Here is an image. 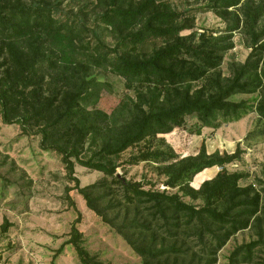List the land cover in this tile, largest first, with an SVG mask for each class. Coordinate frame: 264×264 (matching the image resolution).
I'll use <instances>...</instances> for the list:
<instances>
[{"label": "trees", "instance_id": "1", "mask_svg": "<svg viewBox=\"0 0 264 264\" xmlns=\"http://www.w3.org/2000/svg\"><path fill=\"white\" fill-rule=\"evenodd\" d=\"M99 1L104 10L97 16V22L114 32L117 44L113 49L101 41L93 46L76 20L55 16L51 7L28 6L21 0L14 3L5 0L0 4L2 120L6 124L19 123L24 130L34 127L41 135V148L62 155L65 169L87 206L124 238L144 259V264H213L215 261L207 259L208 256L221 249L234 234L248 228L260 206L259 194L252 193V186H240L242 175L226 168L240 157V144L233 154L209 155L204 140L199 156L185 161L178 171L170 174L171 186L193 198H202V206L185 202L178 193L147 190L140 183L119 177L112 157L150 136L182 126L186 115L195 114L201 126L211 128L219 127L221 122L239 121L254 111L264 118V94L261 99H253L257 103L229 99L241 93L264 91V60L260 57L264 45L253 43L252 54L243 65L233 67L226 81L220 76L211 78L209 93L201 89L194 95L190 90L183 94L177 87L179 84L206 77L211 69L220 66L221 49L206 41L180 42L179 34L185 25L176 22L181 12L172 10L164 0ZM213 2L216 9L234 7L247 12L240 6L242 0ZM92 32L97 36L95 30ZM263 35L262 32L257 37ZM158 37H176L177 41L148 58H133L129 54L148 39ZM254 55L257 59L252 58ZM93 65L108 67L132 85H169L168 94L176 91L179 100L142 115L133 112L132 121L123 132L84 158L88 137L100 134L110 124V127L118 125L122 111L119 107L111 113L88 107L92 96L86 93L99 82L87 74ZM174 158L172 150L148 149L132 164L153 162L173 166L170 162ZM76 163L100 171L104 177L81 187L75 176ZM215 166L221 169L214 179L204 181L199 189L191 185L198 173ZM108 196L111 198L105 202ZM144 203L150 204L146 212L142 210ZM79 218L73 221L66 243L75 247L82 264H107L92 257L82 245ZM7 229L5 224L3 230ZM191 236L202 246L200 251L193 250L194 242L188 243ZM255 244L259 241L236 249L231 255L232 264L247 262Z\"/></svg>", "mask_w": 264, "mask_h": 264}, {"label": "rangeland", "instance_id": "2", "mask_svg": "<svg viewBox=\"0 0 264 264\" xmlns=\"http://www.w3.org/2000/svg\"><path fill=\"white\" fill-rule=\"evenodd\" d=\"M4 1L0 0V4ZM21 1L28 6L51 7L55 16L76 20L83 27L86 40L92 41L93 46L97 41L109 49L117 44L114 32L97 22V16L104 10L99 0ZM164 1L172 10L181 12L176 22L177 25H185L179 34L180 42L199 44L206 41L217 45L223 53L220 66L211 69L206 77L177 86L183 94L190 90L194 95L201 89L209 93L211 78L220 76L226 81L232 75L233 67L243 65L252 54L253 43L258 41L257 46L264 45V35L257 37L264 33V0H242L240 6L247 12L234 7L228 10L213 8V0ZM93 30L97 36H93ZM176 41V37L150 38L129 54L133 58H148ZM260 57L264 60V52ZM252 58L257 59L255 55ZM87 74L99 81L86 93V96H92L88 107H97L108 113L117 107L122 111L119 112L118 125L110 127V124L100 134L88 137L84 158L96 153L104 144L113 141L119 132H123L132 121L133 112L142 115L153 109L169 107L179 100L176 91L168 94L169 85H132L106 66H90ZM46 81L49 82V77H46ZM263 92L241 93L229 99L257 103L252 102L253 99H261ZM185 118L186 122L174 127L171 132L150 136L114 155L112 159L117 165L118 176L140 183L147 190L178 193L185 202L202 206V198H193L179 187L171 186L170 174L178 171L185 161L198 157L204 140L209 155L233 154L240 144V157L227 164L226 168L242 175L240 186L251 185L252 193L259 194V210L248 228L234 234L207 259L214 260L213 264H232L231 255L236 249L259 241L253 246L247 262L239 264H264V118L254 111L239 121L221 122L217 128L201 126L195 114L186 115ZM32 128L24 130L19 123L6 124L0 114V264H82L75 247L66 243L77 217H80L82 245L96 260L107 264H144V259L124 238L87 206L86 200L75 188V181L65 169L62 155L56 150L42 149L41 135ZM148 149L172 150L176 155L170 162L173 166L153 162L132 164ZM220 169L219 166L205 169L194 177L191 185L195 189L201 188L204 181L214 179ZM75 171L81 187L94 184L104 177L102 172L78 163ZM110 198L108 196L105 202ZM149 208L150 204H142L144 212ZM5 224L8 228L6 232L3 230ZM193 242V250L200 251L202 246L191 236L188 243ZM240 257L242 259L244 255Z\"/></svg>", "mask_w": 264, "mask_h": 264}]
</instances>
